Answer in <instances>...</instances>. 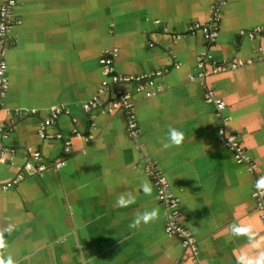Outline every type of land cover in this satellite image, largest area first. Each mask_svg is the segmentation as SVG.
Here are the masks:
<instances>
[{
    "label": "crops",
    "instance_id": "0c3cea01",
    "mask_svg": "<svg viewBox=\"0 0 264 264\" xmlns=\"http://www.w3.org/2000/svg\"><path fill=\"white\" fill-rule=\"evenodd\" d=\"M20 1L0 100V126L10 132L0 159V229L15 226L5 233V258L10 254L15 264H240L242 256L264 253L254 196L264 176V0ZM211 26L219 36L210 46L204 28ZM113 51L123 73L168 68L163 78L152 76L157 94L113 81L101 62ZM203 53L218 64L253 62L204 79ZM120 89L134 103L136 135ZM209 89L225 100L231 119H221L206 100ZM85 103H93L90 112ZM57 109L63 111L48 131L62 136L45 141L40 123ZM222 126L243 134L254 169L237 163ZM170 128L185 139L165 149ZM59 159L65 161L59 172L36 171L40 162ZM150 161L165 170L182 203L181 223L199 250L166 229ZM145 182L151 195L141 189ZM129 193L135 203L117 206ZM153 208L158 219L129 227L138 212ZM233 224L252 226L253 239L234 236Z\"/></svg>",
    "mask_w": 264,
    "mask_h": 264
},
{
    "label": "built area",
    "instance_id": "2783aa9c",
    "mask_svg": "<svg viewBox=\"0 0 264 264\" xmlns=\"http://www.w3.org/2000/svg\"><path fill=\"white\" fill-rule=\"evenodd\" d=\"M20 2V0H2V4L0 6V100L6 93L5 90L9 83V79L6 74L7 62L5 59V51L9 49L10 45L12 44V35L16 22L15 9ZM224 2L225 0H216V5H221ZM216 5L215 7H213V13H216L217 11ZM204 29L208 32L209 44L211 46L214 44V42H216L219 36V30L214 26L205 27ZM101 62L105 65L108 73H112L113 81H115L116 83H135L137 87L141 89H147L150 95H155L159 91V88L149 86L154 81L152 79V76L158 75V77L163 78L168 72V68H165L162 71H158L157 73L149 75H136L120 72L116 69V66L114 64V51L111 52L110 55L103 56ZM252 62V58H248L245 60L237 58L231 60L225 59L222 61V63L218 64L212 55H210L209 53H203L200 55L198 61V64L201 68V72L199 74L205 79L208 75H211L212 73H216L221 70H235ZM104 83L106 84V81ZM120 90L121 103L124 105L127 113L129 114V129L131 133L136 135L139 132V128L136 115L133 113L134 103L129 99L128 93H126L122 89ZM205 96L208 102H212L216 105L217 114L221 119H223L224 121L227 119H231V117L225 112V110L227 109V104L222 97L215 95L212 89H209L206 92ZM94 101H98V99ZM92 105L93 103H85V111L90 112ZM62 111V109H57L52 113L51 117L44 119L40 123L39 135L45 141H49L54 137L62 136L61 134H50L48 131L49 127L53 125L55 119L59 117V114H61ZM7 133L10 132L0 126V159L3 148V139L6 135H8ZM220 133L223 136V141L233 149L237 163L248 164L250 169H254L255 165L253 164L252 158L248 153L246 145L244 144L242 138L243 134H238L234 131H227L225 129V126L221 127ZM33 155L35 156V158L41 159L40 150H36ZM27 165L28 167L31 166V164L29 163ZM64 166L65 161L63 159L55 160L49 163L40 162V164L36 167V171L44 172L46 169L50 168L54 172H59V170ZM146 168L148 174L155 183L159 197L166 208V229L171 233H178L179 235L183 236L185 244L192 246L195 251L199 250V246L196 243L195 238L190 235V230L188 229V227L184 226L181 223V216L183 213L181 210L182 203L179 198L176 197L172 192L171 184L167 178L165 170L157 166L152 161L148 163ZM260 177L262 176H258V179ZM254 196L257 199L259 213L264 223V190H258L256 188L254 191Z\"/></svg>",
    "mask_w": 264,
    "mask_h": 264
},
{
    "label": "clouds",
    "instance_id": "9594fccd",
    "mask_svg": "<svg viewBox=\"0 0 264 264\" xmlns=\"http://www.w3.org/2000/svg\"><path fill=\"white\" fill-rule=\"evenodd\" d=\"M185 139V133L176 128H170L167 136V142L163 143L165 149L176 146L179 147ZM3 163V160H0ZM256 188L258 190H264V176L260 177L256 181ZM141 189L145 195L152 194V187L149 183L145 182L141 184ZM117 206L128 207L135 203V197L130 193L125 196L121 194L117 199ZM160 210L159 208H153L151 210H146L144 212H138L133 221L130 223V228H139L142 224L147 225L150 222L155 221L159 218ZM14 225H9L6 228L0 229V264H15L13 257L9 254L5 258V250L8 245L5 239V233H11L14 229ZM231 231L234 236H248L249 239H253V228L250 225L243 224H233L231 225ZM258 246V245H254ZM240 264H264V253L259 254L254 258L248 256H242L239 258Z\"/></svg>",
    "mask_w": 264,
    "mask_h": 264
}]
</instances>
